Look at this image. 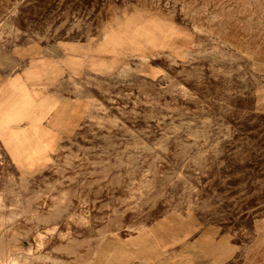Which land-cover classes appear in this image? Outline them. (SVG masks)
<instances>
[{
  "label": "rangeland",
  "instance_id": "1",
  "mask_svg": "<svg viewBox=\"0 0 264 264\" xmlns=\"http://www.w3.org/2000/svg\"><path fill=\"white\" fill-rule=\"evenodd\" d=\"M0 264H264V0H0Z\"/></svg>",
  "mask_w": 264,
  "mask_h": 264
}]
</instances>
